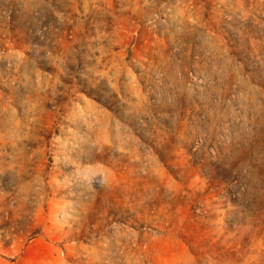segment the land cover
<instances>
[{
	"label": "rangeland",
	"instance_id": "374dc122",
	"mask_svg": "<svg viewBox=\"0 0 264 264\" xmlns=\"http://www.w3.org/2000/svg\"><path fill=\"white\" fill-rule=\"evenodd\" d=\"M0 264H264V0H0Z\"/></svg>",
	"mask_w": 264,
	"mask_h": 264
}]
</instances>
